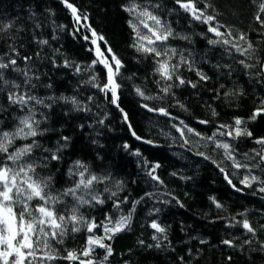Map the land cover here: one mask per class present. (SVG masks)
<instances>
[{
    "label": "trees",
    "instance_id": "obj_1",
    "mask_svg": "<svg viewBox=\"0 0 264 264\" xmlns=\"http://www.w3.org/2000/svg\"><path fill=\"white\" fill-rule=\"evenodd\" d=\"M68 2L78 9L82 17L79 23L60 0H0V20L7 22L21 18L18 23L23 24L27 31L16 35L14 43L22 56L34 55L42 49L41 57L33 62L34 70L40 76V80L34 81L37 84L36 95L41 98L75 96L82 104L92 97L90 112L73 111L71 104L63 102L54 104L51 109L38 106L37 119L43 121L41 128L48 131L36 138L42 147L35 149L34 155L43 156V148L55 150L57 141L63 143L61 136L70 137L69 146L60 153L62 159L52 161L47 169L42 170L43 174L51 173L55 188L62 189L72 183L68 169L76 160L89 165L97 175L110 173L107 186L111 191H117V197L106 199L104 205L82 209L97 222L104 220L106 215L116 219L127 215L133 203L140 201L132 211L129 227L112 240L105 241L111 244L113 255L104 264H264V249L260 248V242L264 241V229H260L264 223V199H261L264 193L257 191L253 194L259 184L244 188L240 181L249 173L232 168L229 161H224L223 150L215 147V142L230 143L234 155L241 162H248L256 151L262 150L255 141L264 138V114L256 120L250 119L253 111L264 101L260 71L264 62V26L254 19L259 12L260 0H195L197 7L209 5L206 13L215 16L214 23L224 26L221 31L232 34L228 38L233 43L241 48H247L251 43L252 50L245 56H240L235 49H226L222 43L210 46L207 40L217 38L207 31L208 26L192 20L189 14L179 9L175 0ZM133 2L150 7L179 36L188 37L170 39L168 44L185 56L192 53L194 69L189 71L184 65L181 74L185 80L196 83V88L187 85L174 87L167 95L160 91L157 83L160 78L154 74L155 58L138 52L133 46L135 33L129 26L133 16L124 10ZM156 4L160 7H154ZM30 10L36 13L33 20L42 27L35 28L33 20L28 19ZM92 31L97 34L95 38L101 51L107 55L108 48H111L123 65L116 79L121 85L120 107L129 116L127 123L121 111L109 103L104 93L85 83L92 75L100 83L106 81L107 71L99 64L88 70L96 59L91 45ZM241 35L247 40H239ZM85 36L88 40L84 39ZM101 36L103 40L98 39ZM36 39H47L49 45L40 46ZM8 43L7 35L0 34V53L9 50ZM53 59L59 67L53 66ZM65 60L80 65L81 73L76 74L73 68H64ZM240 60L251 67H244L238 62ZM19 63L24 67L22 61ZM197 70L208 79L200 80ZM6 76L18 78L16 73H6ZM48 84L52 87H46ZM136 88L152 99L143 100L136 94ZM225 93L233 94L226 96ZM5 102V94L0 93V104ZM142 104L163 107L169 115L149 112L141 107ZM40 112L48 113L47 120L39 115ZM235 118L245 121L244 126L252 132V137L229 139L217 134L214 141L207 140L214 132L224 131L218 129V125H232ZM100 119H104V124L98 123ZM201 120L209 123L201 124ZM173 125L181 128L187 125L200 135L184 129L185 138L189 141L185 145ZM12 127L13 120L7 115L0 128ZM133 131L141 139H135ZM145 141L151 143L146 144ZM23 143L27 142L17 141L18 145ZM125 144L129 146L127 150ZM136 152L140 155H135ZM198 152L210 158L205 160L196 154ZM246 153L248 157H245ZM252 162L255 163L254 160ZM156 164L160 165L155 171L159 181L148 175ZM217 165L225 168L230 179L242 191L237 192L227 184ZM251 174L264 179L261 168H253ZM117 181L121 182L119 189L116 188ZM96 187L102 190L105 185ZM109 196L110 192H106L102 198ZM210 197H215L223 207L216 208ZM125 198L126 202L120 203L119 208L113 206L114 201H124ZM245 211L250 223L258 230L255 238L245 234L238 225L226 227L235 223L232 217L242 219L237 214ZM152 221L164 227L165 233H156L150 227ZM98 234L103 235L102 231ZM87 235L84 230L71 234L65 237L63 244L55 247L62 255H66L64 249L78 251L85 245ZM153 236L158 239L153 240ZM234 237L240 238L235 241L237 247L229 248L222 243L224 239L233 240ZM245 238L251 239L252 243L240 247ZM202 240L206 242L201 243ZM157 243L161 245L159 248L155 247ZM103 253V249H96L93 258L99 261ZM52 264L76 262L60 260Z\"/></svg>",
    "mask_w": 264,
    "mask_h": 264
},
{
    "label": "snow or ice",
    "instance_id": "obj_2",
    "mask_svg": "<svg viewBox=\"0 0 264 264\" xmlns=\"http://www.w3.org/2000/svg\"><path fill=\"white\" fill-rule=\"evenodd\" d=\"M60 2L71 11L73 19L79 23L82 17L78 14V9L68 0H60ZM175 4L178 5L179 9L189 14L192 20L208 26L207 31L217 38L207 40L210 46L222 43L226 46V49H235L240 56H245L252 50L251 43L248 44L247 48H241L228 38L232 35L231 33L221 31L224 26L214 23L215 16L207 14L205 11L209 5L206 4L203 8L197 7L195 0H175ZM154 7H160V5L156 4ZM124 10L133 16V19L129 21V26L135 33L133 46L138 52L155 58L154 74L160 78L157 81L160 84V91L167 95L174 87L187 85L196 88V83L185 80L181 74L184 65H187L189 71L194 69L195 61L192 59V53L189 52L185 56L183 52H178L176 48L168 44L170 39H188V37L179 36L169 24L151 11L150 7H142L140 4L133 2L130 7H126ZM171 11H176V9ZM35 15L36 13L30 10L28 19L33 20ZM20 19V17H17L16 19L7 20V22L0 20V34L7 35L9 41V50L0 53V93L6 96V102L0 104V125L4 123V117L7 115H10L13 120L11 129L0 128V264H52V262L60 260L76 262V264H104L113 255L111 244L105 243V241L112 240L118 233L129 227L132 211L135 210L136 204L140 201L133 203L132 209L127 215L120 216L118 219L106 215L104 220L97 222L94 218L88 217L82 209L104 205L106 199L117 197V191H111L107 186L111 179L110 173L97 175L90 169L89 165L81 160H76L68 169V175L72 179V183L62 189L55 188L51 173L46 176L43 174L42 170L47 169L52 161L59 162L62 159L60 153L69 146L70 137L61 136L60 139L63 143L57 141L55 150L43 148L45 155H34V150L42 147L36 138L48 131L47 128H41L43 121L37 119L38 106L51 109L54 104L63 102L64 104H71L73 111L90 112L89 104L92 97H88L87 102L82 104L75 96L66 97L61 95L56 97L50 95L41 98L35 94L34 90L37 88V84L34 81L40 80V76L34 70L33 62L41 57L42 49L37 50L34 55H21L14 41L16 35L27 31V29L23 24L18 23ZM83 19H86V17H83ZM254 19L264 26V0H260L259 12ZM33 22L35 28L42 27L40 23H36L34 20ZM92 36L94 38L91 43L96 45L97 38L95 37H97V34L95 31H92ZM52 38L55 39L56 36L53 35ZM84 39L88 40V37L85 36ZM98 39L103 40L104 38L101 36ZM239 40L246 41L247 37L241 35ZM36 43L40 46L49 45L47 39H36ZM205 56H207V53ZM96 57L92 64L88 66V70L96 64L103 65L104 69L107 70L106 81L100 83L97 77L92 75L90 80L85 81V83L104 93L109 103L121 111L123 120L127 123L129 116L120 107L119 90L121 85L116 79L120 75V69L123 65L111 48H108L107 55H105L97 46ZM177 57L178 59H176ZM20 61L23 62L24 67L20 66ZM238 62L244 67H251V65L245 64L244 60ZM52 64L56 67L60 66L55 59L52 60ZM62 66L73 68L76 74H80L82 71L80 65L73 64L68 60H65ZM216 67L219 68L220 65H216ZM223 67L227 68L229 66L224 65ZM260 71H264V63H261ZM6 73H16L18 78L9 79ZM196 75L200 80L206 81L208 79L199 70L196 71ZM46 87L51 88L52 85L48 84ZM135 91L143 100L152 99V97L145 95L140 88H136ZM231 94L233 93H225L226 96ZM141 107L146 108L149 112H159L163 116L169 115L163 107L153 108L147 104H142ZM262 114H264V101L261 102L260 107L253 111L250 119L256 120ZM39 115L47 120L48 113L40 112ZM213 115H216L215 111H213ZM98 123L104 124V119H100ZM199 123L207 124L209 121L201 120ZM181 124H183V121H181ZM244 125L245 121L241 118H235L232 125L220 124L218 129L224 131L214 132L212 136L207 137V140L214 141L217 134L227 136L229 139H237L242 136L252 137V132ZM80 127L83 128V125H80ZM173 127H176V125H173ZM129 129H132L130 123ZM184 129L188 133L200 135L187 125H184V128L176 127V131L180 133L185 145L189 144V141L185 138ZM132 134L136 136V139H141L134 131ZM201 139H204V137H201ZM17 141H26L27 143L18 145ZM93 142L95 143V141ZM145 143H151V141H145ZM255 143L261 145L262 150L256 151L255 156L248 162H241L234 155L230 143L215 142V147L223 150L224 161H229L231 167L237 171L244 169L249 173L240 181L244 188H252L253 184L260 185L258 189L253 190V194L257 191L264 193V179L251 174L253 168L264 170V138L256 139ZM128 147V144L124 145L126 150ZM196 154L202 156L205 160L210 158L202 152ZM135 155H140V153L136 152ZM245 157H248L247 153ZM253 160L255 163L252 162ZM217 166L220 167V165ZM159 167L160 165L156 164L148 172V175L155 181H159V177L155 175L156 168ZM220 171L225 174L224 179L235 191H242L233 183L224 167H220ZM97 185H105V187L101 190L96 187ZM120 187L121 182L117 181L116 188L119 189ZM106 192H110V196L102 198ZM210 199L216 208L223 207L215 197H210ZM261 199H264V197H261ZM126 200L127 198L124 201H114L113 206L119 208L120 203L126 202ZM237 215L242 219L236 220L235 217H232L235 223L228 224L226 227H236L238 225L245 234L255 238L258 230L250 223L246 211ZM150 227L156 233L164 234L166 231L156 221H152ZM260 229H264V223L260 225ZM82 230L88 234L83 248L78 251L64 249L66 255H62L55 245L63 244L65 237L80 233ZM98 231H102L103 235L98 234ZM157 239V236H153V240ZM239 239V237H234L233 240L224 239L222 243L229 248H234L238 246L235 241ZM205 242L201 241V243ZM251 243V239L245 238L239 246L243 247V245H250ZM160 246V243L155 245L157 248ZM149 247H152V245H149ZM260 248L264 249V241L260 242ZM96 249L104 250L102 259L99 261L93 258Z\"/></svg>",
    "mask_w": 264,
    "mask_h": 264
},
{
    "label": "water",
    "instance_id": "obj_3",
    "mask_svg": "<svg viewBox=\"0 0 264 264\" xmlns=\"http://www.w3.org/2000/svg\"><path fill=\"white\" fill-rule=\"evenodd\" d=\"M69 10V9H68ZM69 12L71 13V11L69 10ZM91 45H92V47H93V50H94V52H95V57H96V47L98 46V44H96V45H93L92 43H91ZM97 58V57H96ZM264 63V62H263ZM100 66H102L103 67V65H101V64H99ZM104 68V67H103ZM106 70V69H105ZM107 71V70H106ZM261 74H262V81H263V84H264V71H261ZM135 138V137H134ZM136 139V138H135ZM147 144V143H146ZM223 175H225L224 173H222Z\"/></svg>",
    "mask_w": 264,
    "mask_h": 264
},
{
    "label": "rangeland",
    "instance_id": "obj_4",
    "mask_svg": "<svg viewBox=\"0 0 264 264\" xmlns=\"http://www.w3.org/2000/svg\"><path fill=\"white\" fill-rule=\"evenodd\" d=\"M227 182V181H226ZM228 184V183H227ZM229 185V184H228ZM230 186V185H229ZM231 187V186H230ZM233 189V188H232Z\"/></svg>",
    "mask_w": 264,
    "mask_h": 264
}]
</instances>
